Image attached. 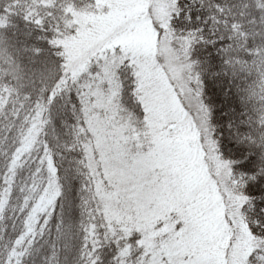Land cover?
Returning a JSON list of instances; mask_svg holds the SVG:
<instances>
[{"label":"snow or ice","instance_id":"obj_1","mask_svg":"<svg viewBox=\"0 0 264 264\" xmlns=\"http://www.w3.org/2000/svg\"><path fill=\"white\" fill-rule=\"evenodd\" d=\"M0 56V264H264V0H0Z\"/></svg>","mask_w":264,"mask_h":264},{"label":"trees","instance_id":"obj_2","mask_svg":"<svg viewBox=\"0 0 264 264\" xmlns=\"http://www.w3.org/2000/svg\"><path fill=\"white\" fill-rule=\"evenodd\" d=\"M7 38L9 41V45H8L9 55L14 57L17 64L19 65L21 57L17 53L16 49L18 47H20L21 41L23 40V36L22 35L17 36V34L15 32H11L8 34ZM23 62H24L25 66H28L26 59ZM5 74H7L10 78L12 76V73L9 70V65L7 63H5L3 57L0 56V78H3L5 76ZM210 87H211V85H210ZM212 90L216 91L215 88H213ZM10 215H11V213H10Z\"/></svg>","mask_w":264,"mask_h":264}]
</instances>
